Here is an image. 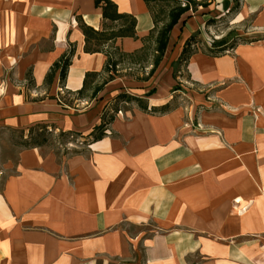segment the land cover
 Listing matches in <instances>:
<instances>
[{
  "label": "crops",
  "instance_id": "1",
  "mask_svg": "<svg viewBox=\"0 0 264 264\" xmlns=\"http://www.w3.org/2000/svg\"><path fill=\"white\" fill-rule=\"evenodd\" d=\"M111 1L136 19L135 35L111 44L138 51L153 27L145 1ZM208 1L206 15L173 26L149 79L119 74L96 96L71 100L65 93L77 95L84 80V92L103 81L106 55L84 50L79 23L101 31L102 8L0 0V71L20 80L0 95V127L43 124L82 144L65 153L30 146L0 161V264H264V38L219 56L195 51L174 76L207 15L230 13L232 0ZM250 15L251 29L264 30V0H240L235 20ZM70 48L65 78L56 70L45 84ZM113 107L121 113L93 140Z\"/></svg>",
  "mask_w": 264,
  "mask_h": 264
},
{
  "label": "rangeland",
  "instance_id": "2",
  "mask_svg": "<svg viewBox=\"0 0 264 264\" xmlns=\"http://www.w3.org/2000/svg\"><path fill=\"white\" fill-rule=\"evenodd\" d=\"M206 1L207 0H150L149 3L152 11L157 17V24L152 34L144 41L143 49L138 50L134 54H126L119 49L115 51L111 48V41L107 40H100L99 42L97 40L98 43L96 44V47L106 50L112 57L113 61L116 62V65H114L111 70L115 76L125 74L134 79L147 80L153 74L152 72L150 76L148 75L152 68V61L155 56V37L157 31L167 22V13L169 9L176 4L184 6L185 3L189 2V10L183 13L181 17L183 15H191L190 17L202 16V14L206 15L207 13L203 12V9H206L205 6H201L200 4H204ZM237 10L238 9H232L230 13L226 12L225 15H207V18L204 19L199 29H196L199 32L195 34L194 43L192 44L191 49L198 50L199 48L207 51L216 43L231 44L234 42H240L241 40L247 41L248 39L264 38V30L251 29L250 20L252 15L242 21L235 20L234 16ZM207 19H209V25L204 24ZM196 22L197 20L191 18V25L194 26ZM108 24L112 27H116L119 22L114 24L108 22ZM195 32L196 31L193 33ZM149 65H151V67H149ZM0 73V95H8L13 89L12 84L16 86L20 80L16 78L14 70L11 68L0 71ZM106 76L107 72H105L103 77L105 78ZM185 76L186 74L184 71H180V78ZM28 77L29 76L27 75L26 78L28 79ZM97 85L98 84L95 86ZM94 87L88 92H83V94H85V96H91ZM65 95L67 99L71 100L80 96L74 93H65ZM22 132V130H11L5 127H0V161L8 159L15 160L19 150L30 146H40L44 152L55 151L57 153L70 152L73 149L82 146L79 142V137H76L75 135L70 137V135H64L58 131L54 132L52 128L44 130L36 128L31 133L24 130L26 138H23ZM134 229V227H131L130 231L133 232ZM189 264L200 263L190 262Z\"/></svg>",
  "mask_w": 264,
  "mask_h": 264
},
{
  "label": "trees",
  "instance_id": "3",
  "mask_svg": "<svg viewBox=\"0 0 264 264\" xmlns=\"http://www.w3.org/2000/svg\"><path fill=\"white\" fill-rule=\"evenodd\" d=\"M144 1L146 3V6L148 8V11L150 13V16H151L152 22H153V27L150 29L149 34L144 38V41H145L147 39V37H149L152 34V32L155 30L156 24H157V17L152 11V8H151L150 3H149L150 0H144ZM94 2H95L96 6H100L102 8V16H103V20H104L103 29L101 31H98V30L93 29L90 26H87L83 22L79 21V23H80V27L82 28V30L84 32V36H85L84 50L86 52H94V51L104 52V54L106 55V61H105V64L103 66L102 71L107 72V76L103 79V81L100 84H98L97 86L94 87V89L91 93V97L96 96L97 92L103 88L104 84L107 83L108 81L112 80L115 77L114 73H112L111 70L114 67V65H116V62L113 61L112 57L110 56V54L106 50H103L101 48L96 47V44L100 40L113 41L117 37L134 36L135 35V23H136V19L134 18V16H132L130 14L119 13L117 11L116 5L111 0H94ZM209 3H210V1L207 0L204 4H200V5L206 7V6H208ZM239 5H240V0H232V6L230 8V11L232 9H238ZM188 10H189V2L185 3L184 6H182L181 4H176L175 6H173L169 9V11L167 13L168 20L157 31V34L155 37V47H154L155 56H154V59L152 61V68L148 74L149 76L152 74V72H154L156 66L158 65V63L162 59V56L164 54L171 29L178 22L181 15L183 13L187 12ZM108 22L110 24H114V23L119 22V24L116 27H112L108 24ZM204 24L209 25L210 24L209 19H207ZM198 32L199 31L196 30L195 33H192L185 40L183 47H182L180 57L178 59L177 69L174 71V76L177 75V72L180 70V68L183 65L186 64L190 55L192 53H194L195 51L200 50V51H202L206 54L212 55V56H219V55H222V54L230 51L237 43L244 42L243 40H241L240 42H234L231 44H228V43L218 44V43H216L213 45L212 48H210L207 51L201 50L199 48H198V50H195V49L192 50L191 46L194 43L195 34ZM97 40H98V42H97ZM111 48H113L115 51L118 50V48L114 47L113 45H111ZM143 48H144V44L139 50H141ZM134 53L135 52L126 53V54H134ZM72 54H73V48H70V50L67 53H63L57 60H55L52 63V65L50 66V68H49V70L45 76V80H44L45 84H50L52 82L56 70H59V77L61 80H63L65 78L66 70L70 65ZM29 74H30V72L27 73L28 76H29ZM97 74L98 73H96V72H89L86 74L85 79H87L89 77L90 78L95 77ZM28 80L31 83V79H28ZM84 90H85V80L83 83V87L80 90H78L76 93L81 96L83 94ZM152 92H153V90L150 91L149 93H152ZM116 98L125 99L128 101L129 100L135 101L140 108L148 109L147 105L144 104L142 102V100L140 98H138L137 96L129 95V94H125V93H118L116 95ZM119 110L120 109H117L116 107H113L111 109H108V108L105 109L104 108V111L102 113V121L95 129L96 133L93 135V140L100 139L105 134V128L104 127L112 120L115 113H117ZM150 110H153V109H150ZM36 128L39 130H44V129H47L49 127H47L46 125H43V124H37L35 126L28 128L27 131H28V133H31ZM22 131H23L22 132L23 138H26V135L24 134V130H22ZM61 133L64 135H70V137H73V135L76 136V133H74V132H70V133L61 132Z\"/></svg>",
  "mask_w": 264,
  "mask_h": 264
},
{
  "label": "built area",
  "instance_id": "4",
  "mask_svg": "<svg viewBox=\"0 0 264 264\" xmlns=\"http://www.w3.org/2000/svg\"><path fill=\"white\" fill-rule=\"evenodd\" d=\"M120 112H121V110L118 111V113H120Z\"/></svg>",
  "mask_w": 264,
  "mask_h": 264
}]
</instances>
